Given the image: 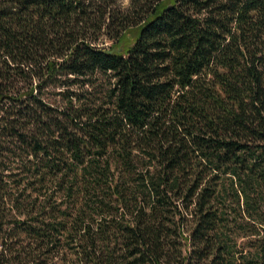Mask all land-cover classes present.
<instances>
[{
    "label": "trees",
    "instance_id": "16d2710c",
    "mask_svg": "<svg viewBox=\"0 0 264 264\" xmlns=\"http://www.w3.org/2000/svg\"><path fill=\"white\" fill-rule=\"evenodd\" d=\"M121 1L0 0V264H264V0Z\"/></svg>",
    "mask_w": 264,
    "mask_h": 264
},
{
    "label": "rangeland",
    "instance_id": "374dc122",
    "mask_svg": "<svg viewBox=\"0 0 264 264\" xmlns=\"http://www.w3.org/2000/svg\"><path fill=\"white\" fill-rule=\"evenodd\" d=\"M129 2H130V0H122L121 4H122L123 8L128 7ZM110 45H111V42L107 39L106 36L101 37L100 47H109ZM108 86H109L108 83L105 82L104 88H101L102 89L101 91H104L105 88H107ZM63 90L66 91L67 89L51 88L47 92H45L44 98L48 103L52 104L56 108L64 109L67 106V101H66L65 96L61 95V93H60V92H64ZM68 90L71 93H73V92L82 93L84 91L86 92L87 89L85 88L82 90L76 86H72V87H68ZM100 94L98 93L96 95V97H94V98L89 97V100H96V101L100 100V96H101ZM84 96H86V95H84ZM84 98H86V97H84ZM237 241H238V245L240 248L245 247L246 239H238Z\"/></svg>",
    "mask_w": 264,
    "mask_h": 264
}]
</instances>
